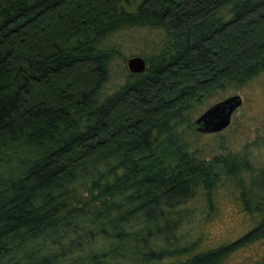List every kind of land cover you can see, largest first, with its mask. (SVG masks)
I'll use <instances>...</instances> for the list:
<instances>
[{
	"label": "trees",
	"instance_id": "1",
	"mask_svg": "<svg viewBox=\"0 0 264 264\" xmlns=\"http://www.w3.org/2000/svg\"><path fill=\"white\" fill-rule=\"evenodd\" d=\"M124 30L146 68L110 88ZM262 74L264 0H0V264H222L263 239L264 123L240 145L192 125ZM222 187L254 223L201 249L185 226Z\"/></svg>",
	"mask_w": 264,
	"mask_h": 264
},
{
	"label": "rangeland",
	"instance_id": "2",
	"mask_svg": "<svg viewBox=\"0 0 264 264\" xmlns=\"http://www.w3.org/2000/svg\"><path fill=\"white\" fill-rule=\"evenodd\" d=\"M144 36L142 31L124 30L119 32L112 38L119 53L114 57L109 87L119 85L125 79L130 71L127 68V59L138 55L140 50L147 49L140 42ZM213 96H206L195 103L193 107V119L199 116L206 108H208L216 99H223L227 96L239 94L242 97V105L237 108L231 117L233 121L239 122L241 127L235 131L227 128L216 133H202L200 141L205 145H209L210 141L215 139L219 142L223 136L226 143L241 144L244 142V135L248 132V140H251L261 130L257 128L264 123V75L253 80L247 87L243 88H226L224 91H216ZM192 128V127H191ZM227 130V131H226ZM215 134L216 136H212ZM236 148V147H233ZM262 152H264L262 150ZM257 154L258 160H264V153ZM85 194L84 190L81 191ZM216 210L209 219L203 216H194L190 224L185 226L189 229V239L200 237V248L207 249L215 247L221 243L229 242L242 235L253 223L247 214L239 206L237 199L228 189L220 188L216 193ZM198 205L193 202V206ZM199 206V205H198ZM197 213V212H196ZM264 259V238L257 240L242 247L225 259L222 264H255Z\"/></svg>",
	"mask_w": 264,
	"mask_h": 264
},
{
	"label": "water",
	"instance_id": "3",
	"mask_svg": "<svg viewBox=\"0 0 264 264\" xmlns=\"http://www.w3.org/2000/svg\"><path fill=\"white\" fill-rule=\"evenodd\" d=\"M127 68L132 73H141L146 68L145 60L141 56L127 59ZM239 94L227 96L206 108L193 120V127L199 133H216L227 128L231 123L234 111L242 105Z\"/></svg>",
	"mask_w": 264,
	"mask_h": 264
}]
</instances>
